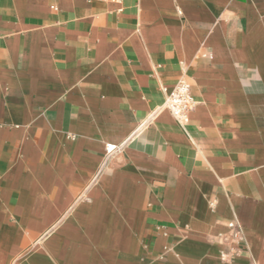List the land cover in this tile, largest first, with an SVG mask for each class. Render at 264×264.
Here are the masks:
<instances>
[{
    "label": "crops",
    "instance_id": "obj_1",
    "mask_svg": "<svg viewBox=\"0 0 264 264\" xmlns=\"http://www.w3.org/2000/svg\"><path fill=\"white\" fill-rule=\"evenodd\" d=\"M0 264H264V0H0Z\"/></svg>",
    "mask_w": 264,
    "mask_h": 264
},
{
    "label": "built area",
    "instance_id": "obj_2",
    "mask_svg": "<svg viewBox=\"0 0 264 264\" xmlns=\"http://www.w3.org/2000/svg\"><path fill=\"white\" fill-rule=\"evenodd\" d=\"M100 1L117 4H120L121 2V0ZM196 105L197 102L190 91V83L185 79H179L172 90L166 95L162 108L166 109L178 124L184 125L188 121L189 113L195 109ZM122 149L123 145H106L104 160L100 165L98 173L105 167L108 160L116 153H120ZM228 229L230 230L231 237L234 241L241 242L243 240L242 233L236 223H229Z\"/></svg>",
    "mask_w": 264,
    "mask_h": 264
}]
</instances>
